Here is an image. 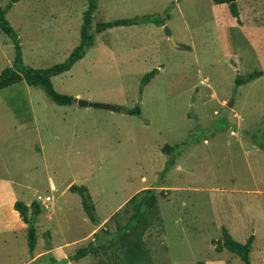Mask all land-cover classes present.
<instances>
[{
    "label": "rangeland",
    "instance_id": "374dc122",
    "mask_svg": "<svg viewBox=\"0 0 264 264\" xmlns=\"http://www.w3.org/2000/svg\"><path fill=\"white\" fill-rule=\"evenodd\" d=\"M252 3L248 15L240 1L239 22L228 5L213 0H99L93 29L146 16H161L165 27L98 34L70 72L52 79L54 88L74 100L139 107L141 115L59 106L25 81L0 91V185H9L17 202L42 207L34 253L27 230L2 232L0 264H39L49 256L111 264L117 256L110 245L99 256L69 259L112 238L117 221L124 225L129 216L103 221L146 189L156 191L161 219L144 236L148 254L141 264H244L218 251L223 229L242 244L254 235L252 264H264V0ZM87 8L88 0L15 3L7 20L24 65L48 69L65 62L80 44ZM246 18L251 23L244 26ZM14 58L15 43L0 28V74ZM255 71L263 76L237 86L239 76ZM184 144L180 156L162 151ZM72 185L88 188L98 227ZM98 232L101 241L90 238Z\"/></svg>",
    "mask_w": 264,
    "mask_h": 264
},
{
    "label": "trees",
    "instance_id": "16d2710c",
    "mask_svg": "<svg viewBox=\"0 0 264 264\" xmlns=\"http://www.w3.org/2000/svg\"><path fill=\"white\" fill-rule=\"evenodd\" d=\"M20 0H11L7 8L0 6V28L1 31L9 36L15 43V58L14 66L5 69L0 74V91L9 88L13 85L25 81L29 86L43 89L52 102L59 106H69L74 103V98L69 95L58 93L53 85L52 79L54 77L63 75L70 72L74 66L82 60L86 53L95 46L96 36L102 34L107 30L118 27L140 26L143 24H154L158 27H165V20L161 16H146L144 18L122 19L112 22L98 23L93 29L94 14L99 8V0H88V8L84 13L83 25L81 28V41L76 47L69 58L61 63L48 69H34L24 65L23 52L17 33L7 20V12L11 10L15 3ZM216 5H228L231 14L234 18L239 19V6L238 2L241 0H213ZM170 17V15L168 14ZM166 32L170 34L168 28ZM155 69L147 74L142 79V86L148 85L152 79L158 74ZM263 76L262 72L255 71L245 77L239 76L236 80L237 86L245 85L253 82ZM121 111L129 115H141L142 111L139 107L135 109L120 108ZM184 145L170 146L165 145L162 149L166 155L180 156ZM175 162H170L173 166ZM72 193L78 194L82 198L83 209L88 216V219L95 225H100V218L97 210L93 204V200L86 186L72 185L69 189ZM32 208V214L30 210ZM41 205L34 201L32 206L29 207L22 202L15 204V210L19 212L22 221L28 226L27 237L30 253L33 254L37 247V227L36 221L41 214ZM122 214L129 216L126 224L121 225L117 221V231L112 234V238H104L103 243L96 244L90 243L86 247L80 248L73 258L69 261H79L86 257L99 256L102 250L108 249L109 245L116 247L117 259L111 264H141L146 260L148 251L144 243L145 234L152 228L155 221L160 220V210L158 207V195L154 189H146L137 193L132 197L120 213L112 216L110 219L119 220ZM109 221V222H110ZM106 231L107 230H102ZM108 233V234H107ZM106 234L109 235V232ZM100 232L96 233L97 241L102 239ZM255 242V236L252 235L245 244L239 243L233 239L227 229H223V239L218 242V251L224 250L239 257L244 264H252L251 253ZM122 254V255H121ZM68 260L64 259L58 261L55 257L49 256L43 258L39 264H67ZM204 264V263H200Z\"/></svg>",
    "mask_w": 264,
    "mask_h": 264
},
{
    "label": "crops",
    "instance_id": "0c3cea01",
    "mask_svg": "<svg viewBox=\"0 0 264 264\" xmlns=\"http://www.w3.org/2000/svg\"><path fill=\"white\" fill-rule=\"evenodd\" d=\"M252 1L253 0H245L249 8V10L247 11L248 15L252 14L253 7H255V3H252ZM238 6H240V1L238 2ZM242 16H243V12L240 11V18ZM243 22H244V26L246 23L248 24L251 23L248 18H246L245 21L243 20ZM16 198H17L16 194L13 193V189L9 185L6 184L0 185V233L11 232V231H14L13 233H16L17 228H20V230L22 229L24 231L27 230V225L22 221L19 213L14 209V205L17 202ZM131 198H129L127 201L129 202ZM124 204H121L119 208H121ZM28 205L29 204H27V206ZM111 217L105 219L103 222L106 223V221H110ZM89 235L90 238H93V235L95 234H89ZM52 253H57L56 249H53Z\"/></svg>",
    "mask_w": 264,
    "mask_h": 264
},
{
    "label": "water",
    "instance_id": "95a60500",
    "mask_svg": "<svg viewBox=\"0 0 264 264\" xmlns=\"http://www.w3.org/2000/svg\"><path fill=\"white\" fill-rule=\"evenodd\" d=\"M74 103L78 104L80 108L102 109L111 112H119L121 110L119 107L116 106H112L108 104H100V103H91L84 100H74ZM230 106H232V104Z\"/></svg>",
    "mask_w": 264,
    "mask_h": 264
},
{
    "label": "built area",
    "instance_id": "2783aa9c",
    "mask_svg": "<svg viewBox=\"0 0 264 264\" xmlns=\"http://www.w3.org/2000/svg\"><path fill=\"white\" fill-rule=\"evenodd\" d=\"M45 201H47V202H52V198H50V197H46V198H45Z\"/></svg>",
    "mask_w": 264,
    "mask_h": 264
}]
</instances>
